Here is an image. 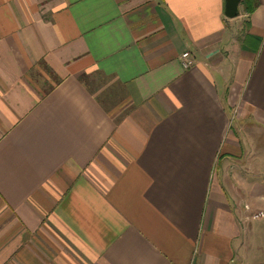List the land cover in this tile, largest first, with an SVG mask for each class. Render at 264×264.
I'll return each instance as SVG.
<instances>
[{
	"label": "crops",
	"instance_id": "obj_1",
	"mask_svg": "<svg viewBox=\"0 0 264 264\" xmlns=\"http://www.w3.org/2000/svg\"><path fill=\"white\" fill-rule=\"evenodd\" d=\"M250 120L264 0H0V264H264Z\"/></svg>",
	"mask_w": 264,
	"mask_h": 264
},
{
	"label": "rangeland",
	"instance_id": "obj_2",
	"mask_svg": "<svg viewBox=\"0 0 264 264\" xmlns=\"http://www.w3.org/2000/svg\"><path fill=\"white\" fill-rule=\"evenodd\" d=\"M242 12L241 10V7L239 8V14ZM243 45H246L243 43ZM249 45H251L252 47L253 44L250 42ZM243 128H247V124L245 123L243 126V124H241ZM248 128L253 131V133H256V134H252V138L249 139V140H252L254 143H257L258 141H260V139H262L264 141V132H261V131H258L257 130V125L256 123H254L253 121L250 120V122L248 123ZM255 130V131H254ZM241 136H243L242 134V129L240 131V134ZM254 151H257V150H254ZM258 151L254 154H257ZM256 159H257V156L255 155L254 156ZM263 159L262 158H259V160L255 161V179H256V182L257 181H262L263 178H264V170H263V164H264V154L262 155ZM251 215V214H250ZM255 219V218H254ZM257 219V218H256ZM252 222H254L252 220ZM258 221H255L253 223L252 226H254V228L256 227V232H255V235L252 236L250 238V241L249 240H245V242L249 241V244L248 245H245V251L246 253H248V255L250 256V258L254 259L255 261L257 260H264V230L262 228H258L257 226H255V224H258L257 223Z\"/></svg>",
	"mask_w": 264,
	"mask_h": 264
},
{
	"label": "trees",
	"instance_id": "obj_3",
	"mask_svg": "<svg viewBox=\"0 0 264 264\" xmlns=\"http://www.w3.org/2000/svg\"><path fill=\"white\" fill-rule=\"evenodd\" d=\"M257 6H258V0H241V3H240L242 13L246 15H249L250 13H252L256 9ZM244 41L248 44L251 42L254 46L255 51H257L261 43L260 38H256V37L252 38L250 36L249 37L247 36Z\"/></svg>",
	"mask_w": 264,
	"mask_h": 264
},
{
	"label": "water",
	"instance_id": "obj_4",
	"mask_svg": "<svg viewBox=\"0 0 264 264\" xmlns=\"http://www.w3.org/2000/svg\"><path fill=\"white\" fill-rule=\"evenodd\" d=\"M241 0H224V15L227 18H235L239 15Z\"/></svg>",
	"mask_w": 264,
	"mask_h": 264
},
{
	"label": "built area",
	"instance_id": "obj_5",
	"mask_svg": "<svg viewBox=\"0 0 264 264\" xmlns=\"http://www.w3.org/2000/svg\"><path fill=\"white\" fill-rule=\"evenodd\" d=\"M180 63H181L182 68L187 69L194 63V59L189 52H184L180 56ZM261 215H262L261 213L252 214L251 218L256 219L260 217Z\"/></svg>",
	"mask_w": 264,
	"mask_h": 264
}]
</instances>
